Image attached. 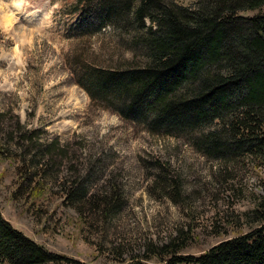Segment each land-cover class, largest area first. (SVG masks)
Returning a JSON list of instances; mask_svg holds the SVG:
<instances>
[{"label": "rangeland", "instance_id": "obj_1", "mask_svg": "<svg viewBox=\"0 0 264 264\" xmlns=\"http://www.w3.org/2000/svg\"><path fill=\"white\" fill-rule=\"evenodd\" d=\"M76 1L0 0L4 218L67 257L64 264H166L168 246L180 247L177 256H199L264 225L255 214L264 197L257 161L208 159L189 134L151 133L108 100L91 102L77 81L90 83L93 69L128 67L139 24L127 11L114 26L80 27ZM18 122L25 137H17ZM89 159L96 169L85 178ZM78 177L88 191L98 187L100 199L83 216L65 204L62 190ZM106 198L119 201L108 213Z\"/></svg>", "mask_w": 264, "mask_h": 264}, {"label": "trees", "instance_id": "obj_2", "mask_svg": "<svg viewBox=\"0 0 264 264\" xmlns=\"http://www.w3.org/2000/svg\"><path fill=\"white\" fill-rule=\"evenodd\" d=\"M76 4L80 27L114 26L127 11L139 24L137 57L127 61L128 67L93 69L90 83L77 81L91 102L108 100L121 118L143 124L151 133L189 134L193 148L208 159L230 164L252 159L264 166V0H197L192 6L169 0ZM255 11L260 14L247 15ZM17 126V137H25V128L19 122ZM3 129L5 124H0ZM94 169L96 163L89 159L85 178ZM85 178L62 185L65 204L80 216L88 206L100 207L98 187L88 191ZM112 200L101 201L104 212L119 205L118 198ZM255 214L264 221V197ZM179 248L166 247V254L173 256L166 264H264V225L199 256H177ZM67 261L15 228L0 207V264Z\"/></svg>", "mask_w": 264, "mask_h": 264}]
</instances>
